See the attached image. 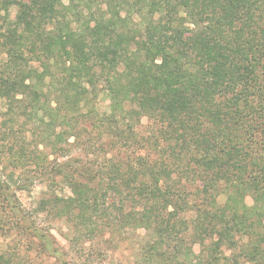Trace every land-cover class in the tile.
<instances>
[{
  "label": "trees",
  "instance_id": "trees-1",
  "mask_svg": "<svg viewBox=\"0 0 264 264\" xmlns=\"http://www.w3.org/2000/svg\"><path fill=\"white\" fill-rule=\"evenodd\" d=\"M0 99V264H264V0H0Z\"/></svg>",
  "mask_w": 264,
  "mask_h": 264
},
{
  "label": "rangeland",
  "instance_id": "rangeland-1",
  "mask_svg": "<svg viewBox=\"0 0 264 264\" xmlns=\"http://www.w3.org/2000/svg\"><path fill=\"white\" fill-rule=\"evenodd\" d=\"M106 103V101H105ZM104 103V104H105ZM6 102L5 100L0 99V181L3 185H10L9 191L12 189V185H14V180L16 179L17 182L19 181V178L17 177H27L30 172L28 171V167L25 169H16L13 170L11 165H9V154L7 153V148L9 143L11 142V133L10 132V126H13L17 129V133L21 134L24 130L28 128V124H24V118L20 117L19 122L17 123L14 121V123L11 124L9 120V113H7L6 109ZM28 135V134H27ZM42 148V146H41ZM44 149V148H43ZM52 155H49L51 158ZM33 168V167H32ZM31 168V169H32ZM13 175V179L10 178V175ZM33 188L29 190H20L16 191V195L19 198V201L22 203L25 207H34L36 200L40 196V192L44 189V186L40 183H35ZM248 203H251V199L247 198ZM44 223L47 222L49 219H47L45 213H43L39 217ZM9 222H10V215L7 208V200L4 197V194H0V225L2 226L0 229V250L4 249L7 250L12 244L16 241L9 229ZM49 226L51 227L52 233L56 238V241L64 246L67 247V241L64 237V233L66 232V228L64 227V223L61 220L53 219L51 222H48ZM134 242L130 241L127 243H122L120 248L115 252L114 255L111 257L108 256L107 261L105 264H121L125 263L130 258V253L132 252ZM24 245V249H25ZM198 245L194 246V249L198 250ZM74 256V254L71 253L70 257ZM128 259V260H127ZM127 260V261H126ZM44 263L46 264H55L54 260L52 258H45ZM130 263V262H128Z\"/></svg>",
  "mask_w": 264,
  "mask_h": 264
}]
</instances>
